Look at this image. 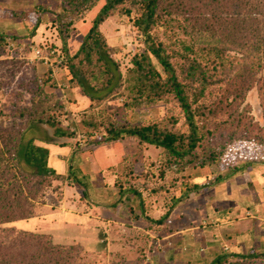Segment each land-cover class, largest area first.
Wrapping results in <instances>:
<instances>
[{"label": "rangeland", "instance_id": "374dc122", "mask_svg": "<svg viewBox=\"0 0 264 264\" xmlns=\"http://www.w3.org/2000/svg\"><path fill=\"white\" fill-rule=\"evenodd\" d=\"M102 2L69 18L63 9L68 0H0V148L12 161L20 139L24 145L33 139L49 148L48 163L57 172L46 180L44 194L34 200L33 217L0 223V251L10 252L12 240L27 231L48 235L63 249L73 247L71 264H212L223 254L230 255L224 264H242L232 255L264 254V164L248 165L238 175L180 201L181 184L214 181L218 173L213 167L206 171L199 160L169 163L162 147L133 136L109 137L110 129L132 126L177 130L184 127V120L176 99H168L167 93L156 101L132 104L134 59L146 47L136 23L139 5L133 2L123 4L130 14H122L118 7L99 26L115 70L111 89L101 91L112 74L104 61H98V54L87 63L81 48L86 47L84 41ZM167 3L160 0L157 12L159 43L169 45L170 52L185 54L182 41L199 50L206 48L197 34L188 35L177 26L187 22L189 13L197 17L201 9L211 8L186 1L185 11L177 12ZM214 21L217 32L207 38L215 42L221 38L217 28L221 20ZM198 49L191 57L205 65L208 50ZM71 64L91 80L90 86H96L100 92L92 94L99 98L85 94L73 78ZM159 68L162 73L160 64ZM250 70L258 71L253 85ZM239 71L245 79L240 80L243 93L238 104L219 106L216 92L208 97L206 142L219 145L244 133L253 135L264 126L259 89L264 67L237 60L236 69L228 65L224 75ZM216 79L215 73L209 78ZM49 116L56 125L39 123ZM57 127L66 135L56 137ZM240 147H233V152L255 157L250 147ZM230 154L222 163L224 170L237 163ZM19 161L28 169L21 157ZM256 262L264 264V257Z\"/></svg>", "mask_w": 264, "mask_h": 264}, {"label": "trees", "instance_id": "16d2710c", "mask_svg": "<svg viewBox=\"0 0 264 264\" xmlns=\"http://www.w3.org/2000/svg\"><path fill=\"white\" fill-rule=\"evenodd\" d=\"M98 1L100 0H68V6L63 9L66 16L72 18ZM101 1L103 4L84 41L86 47L81 48V51L83 49L85 51L87 63L90 64L94 54H98V61H104L106 71L112 74L101 91L111 89L115 79V70L109 64V54H106L105 40L99 26L107 17L113 15L118 7L122 9V14H130L131 10L126 6L124 7L123 4L133 2L139 5L136 23L145 36L146 47L134 59L132 104H141L144 100L156 101L162 94L167 93L168 99L172 97L176 99L184 120V127L180 125L176 128L177 130L168 128L164 130L157 125L132 126L123 129H110L109 137L119 139L125 136H133L143 142L162 147L167 150L169 163L178 164L183 160L187 162L199 160L200 166L205 167L206 171H212L211 167H213V171L218 173L214 181L204 184L197 182L181 184L183 185L181 190L183 195L178 198L180 201L191 193L198 194L211 188L216 182H222L238 175L248 165L264 164V126L257 133L252 131L253 135L244 133V135L231 137L216 145L211 141L206 142L210 130L206 131L209 124L205 119L207 110L211 112L210 104L207 103L211 94L216 92L218 96L216 103L219 106L226 104L225 107L229 108L233 107L235 103L238 104L240 98L242 99L243 88H240L239 85H241L240 80L244 76L240 71L235 75H224V70L228 65L235 70L237 60H240L264 67L262 64L264 63V0H196L202 6L201 8H211V11L201 9L198 14L199 16L202 13L201 19H198V16L195 17V14L192 15L191 12L188 14L187 22L184 24L180 22L177 27L183 26L188 35L197 34L203 40L206 48L199 50L194 43L182 41L184 49L187 51L186 54L181 50L170 52L169 45L163 46L158 41L157 32L160 24L158 23L157 12L160 0ZM186 1L190 3V1L195 0H167V5L174 7L177 12H182L186 9ZM217 12L219 14H215V17L214 13ZM214 19L216 22L221 20L219 25L217 24L221 38H216L215 42L207 38L208 36H215L217 32ZM176 20L178 21V19ZM222 43L223 45H220ZM195 49L196 51L197 49L199 51L208 50L205 65L191 57ZM233 50L236 55L232 53ZM78 55V53L75 54L72 59L77 58ZM159 64L162 66V73ZM246 64L248 63L246 62ZM243 65L245 64H242L241 67ZM70 67L73 69V78L78 79V85L85 94H89L91 98H99L97 94H92L100 91L95 85L90 86L91 80H88L79 68H74L73 64ZM211 71L212 74H210ZM250 71L248 77L252 79L250 85H253L254 74L258 71ZM214 73L217 79L210 81L209 78ZM222 73L223 75H221ZM244 79L245 77L242 80ZM116 86L117 82L114 87ZM259 89L264 108V81ZM47 107L49 109V106ZM52 108L54 107L50 109ZM38 121L42 124L56 125L57 123L52 116H49L48 119L41 117ZM178 123L179 118H176L173 124L176 126ZM55 133L56 137L66 135V131L62 127H57ZM205 142L204 150L198 153L197 148ZM61 145H66V143ZM236 145L241 146L239 150L250 147L255 153V157L249 158L246 154L234 153L233 147ZM5 151L6 149L0 148V223L33 217L35 215L34 200L44 194L46 180L53 179L57 175L56 170L48 163L49 148L36 144L33 139L27 141L25 145L22 143V138L20 139L12 161L7 158ZM229 154L235 156L237 163L231 169L224 170L222 163ZM20 157L28 169L21 166ZM35 194L36 197L34 198ZM37 194L39 195L37 196ZM63 248L65 247L54 244L48 235L25 231L12 240L10 252L0 251V264H71L70 253L74 248ZM61 250L63 254H61ZM232 256L240 257L242 264H259L253 262L257 257H264V254L249 252ZM228 257L230 255H220L212 264L227 263Z\"/></svg>", "mask_w": 264, "mask_h": 264}]
</instances>
